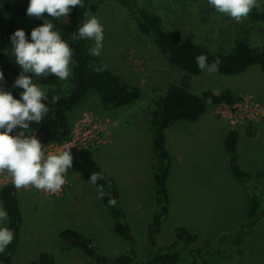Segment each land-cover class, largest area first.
<instances>
[{"label": "rangeland", "instance_id": "obj_1", "mask_svg": "<svg viewBox=\"0 0 264 264\" xmlns=\"http://www.w3.org/2000/svg\"><path fill=\"white\" fill-rule=\"evenodd\" d=\"M147 3L162 14L166 28L179 30L188 41L213 51H231L236 37L245 34L253 46L264 45V22L252 21L249 15L236 22L217 13L207 0H147ZM259 8L264 9V3ZM92 16L103 25L104 62L125 83L140 87L144 96L125 107L106 109L98 94L91 90L69 112L68 119L77 140L75 144L89 148L97 162L117 180L126 222L138 252L145 255L149 251L145 230L154 210L153 151L147 110L184 72L170 63L151 38L141 34L133 17L116 2H106ZM12 17L8 14L6 21ZM32 25L20 18L16 22V27L26 33L31 32ZM4 74L0 88L6 91L17 88L13 86L16 78ZM69 78L61 81L62 89L67 88ZM192 85V91L198 95L206 90L217 94L230 90L241 103L231 114L224 106L210 103L198 121L182 122L168 131L167 144L173 159L168 182L171 204L160 243L172 241L175 229L186 226L200 237L199 246L209 240L211 249L216 250L223 241L230 246L231 236L236 235L246 219L253 193L251 184L238 182L231 173L225 150L230 129L235 128L241 134L240 166L254 174L264 169V73L258 65L232 76L205 70L193 77ZM249 126L256 129V137L245 134ZM34 134L46 152L56 153L72 146L57 150L40 133ZM88 180L68 170L64 194L55 195L32 186L17 189L24 225L14 264H30L42 253L52 255L54 264H99L61 241L59 235L66 228L92 238L99 253L110 259L130 250L131 241L116 234L100 193ZM6 184H13L10 176L0 174V191ZM0 205H3L1 197ZM228 254L226 262L230 264H264V219L243 245L230 249ZM190 263L187 258L185 264Z\"/></svg>", "mask_w": 264, "mask_h": 264}, {"label": "trees", "instance_id": "obj_2", "mask_svg": "<svg viewBox=\"0 0 264 264\" xmlns=\"http://www.w3.org/2000/svg\"><path fill=\"white\" fill-rule=\"evenodd\" d=\"M108 1L116 2L124 8L135 20L141 34L151 38L170 63L184 72L182 78L172 84L164 96L153 100L147 110L149 133L152 137L154 184V210L152 220L145 230L149 251L145 255L138 252L132 230L126 222L127 215L121 207V193L117 180L101 167L93 152L87 147L71 149L74 162L73 168L69 170L76 171L88 179L93 173L103 177L93 186L100 193L101 201L112 219L116 234L131 241L132 247L128 252L110 259L99 253L92 238L72 228L62 230L59 237L66 246L82 251L96 259L99 264H185L187 258L191 259L190 264H230L226 262L230 258V255L226 253L230 249L234 250L243 245L264 219V169L254 174L240 166L238 145L241 134L235 128L230 129L225 139V150L229 157L231 173L238 182L253 186L245 221L236 235L231 236L228 247L223 241L221 247L212 250L209 240L203 246H199L200 237L193 234L186 226L176 228L172 241L161 244L160 239L170 217L171 204L168 182L172 174L173 159L167 144L168 131L179 123L198 121L207 112L210 103L235 105L241 100L230 90L219 94L206 90L201 95L192 91L193 77L203 72L196 62L199 55L207 56L209 64L218 60L219 70L216 73L221 75H239L256 65L260 66L264 73V45L253 46L249 35L245 34L236 37L231 51H213L205 45L188 41L179 30L166 28L162 14L148 4L147 0H84V6L74 8L67 18L56 20L44 17L45 22L53 23L60 30L62 37L74 49L72 59L75 63L72 65V74L65 89L60 87L61 81L54 75L34 77V82L48 91L50 113L45 116L40 125L33 124L32 131L42 134L51 143L62 145L73 135L68 114L89 91L93 90L98 94L106 109L125 107L141 100L144 96L140 87L125 83L116 75L104 62L102 55L95 57L89 54V48L94 46V41L71 39L72 34L85 22L86 18L98 14L100 8ZM27 6V0H0V70L14 78H17L21 72L11 55L10 36L18 30L17 19L32 23V29L44 23L43 19L29 17L26 14ZM8 14L13 15L9 22L6 21ZM249 17L252 21L264 22V9L253 8ZM26 35H30V32ZM104 65L106 67L103 71H97ZM21 91L20 88L11 90L16 98H19ZM53 97L57 98L54 104L51 103ZM245 134L254 138L257 131L253 126H249ZM0 197L3 207L9 212L8 227L14 232L12 243L3 254H0V264H14V256L18 251L24 225V215L18 190L13 184L4 185L1 188ZM54 263L52 255L42 253L30 264Z\"/></svg>", "mask_w": 264, "mask_h": 264}, {"label": "clouds", "instance_id": "obj_3", "mask_svg": "<svg viewBox=\"0 0 264 264\" xmlns=\"http://www.w3.org/2000/svg\"><path fill=\"white\" fill-rule=\"evenodd\" d=\"M27 3L26 14L43 20L45 16L56 20L67 18L74 8L84 6V0H27ZM207 3L217 13L240 22L264 0H207ZM85 15L87 17V13ZM71 39L94 41L89 54L99 57L103 48V25L96 16L86 18ZM10 40L11 55L21 69L13 86L22 91L16 98L11 91L0 88V174L9 175L16 189L32 186L37 190L57 192L67 182L66 173L73 168L74 157L70 149L55 154L46 152V147L32 131V125H40L50 113L48 91L34 82V77L54 75L60 81L67 80L72 74L71 65L75 63L72 59L74 49L60 30L45 20L32 29L30 35L23 29L16 30ZM196 62L201 71L213 73L219 70V61L209 64L203 54ZM105 67L97 71H103ZM4 80L5 74L0 70V82ZM56 101L53 97L51 103ZM101 179L102 176L93 173L88 181L96 185ZM8 217V210L0 205V254L14 239V232L7 227Z\"/></svg>", "mask_w": 264, "mask_h": 264}, {"label": "built area", "instance_id": "obj_4", "mask_svg": "<svg viewBox=\"0 0 264 264\" xmlns=\"http://www.w3.org/2000/svg\"><path fill=\"white\" fill-rule=\"evenodd\" d=\"M241 103V101H239V102H237L235 105H227V104H220V105H218V106H224L225 107V109H226V111H228V114H231L232 113V110L235 108V107H237L239 104ZM42 135V134H41ZM43 136V135H42ZM44 137V136H43ZM45 138V137H44ZM46 139V138H45ZM47 140V139H46ZM48 141V140H47ZM77 140H76V137L75 136H73L72 135V138L68 141V142H66L65 144H62V145H58V144H54V143H51V142H49L48 141V143L50 144V147L51 148H56L57 150H59V149H62V148H64V147H68L69 145H72L71 147H69L68 149H73V148H86L85 146H81V145H77V144H75V142H76ZM75 144V145H74ZM55 154V153H54ZM66 185L67 184H65V185H63L62 186V188L59 190V191H57V192H51L52 194H55V195H61V194H64V192L66 191Z\"/></svg>", "mask_w": 264, "mask_h": 264}, {"label": "crops", "instance_id": "obj_5", "mask_svg": "<svg viewBox=\"0 0 264 264\" xmlns=\"http://www.w3.org/2000/svg\"><path fill=\"white\" fill-rule=\"evenodd\" d=\"M192 87H193V85H192ZM95 157V156H94ZM102 167V166H101ZM103 168V167H102ZM104 169V168H103ZM107 171V170H106ZM108 172V171H107ZM109 173V172H108ZM111 174V173H110ZM82 175V174H81ZM112 175V174H111ZM113 176V175H112ZM114 177V176H113ZM115 178V177H114ZM97 190V189H96ZM100 200H101V198H100ZM101 203H102V201H101Z\"/></svg>", "mask_w": 264, "mask_h": 264}]
</instances>
